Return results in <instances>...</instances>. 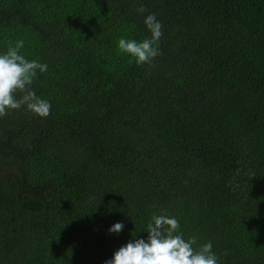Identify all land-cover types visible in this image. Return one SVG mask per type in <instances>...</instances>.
Returning a JSON list of instances; mask_svg holds the SVG:
<instances>
[{"label":"trees","instance_id":"1","mask_svg":"<svg viewBox=\"0 0 264 264\" xmlns=\"http://www.w3.org/2000/svg\"><path fill=\"white\" fill-rule=\"evenodd\" d=\"M0 264H264V0H0Z\"/></svg>","mask_w":264,"mask_h":264}]
</instances>
